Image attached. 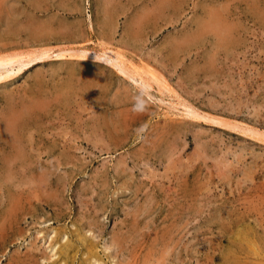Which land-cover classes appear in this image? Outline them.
Returning <instances> with one entry per match:
<instances>
[{"label":"rangeland","instance_id":"rangeland-1","mask_svg":"<svg viewBox=\"0 0 264 264\" xmlns=\"http://www.w3.org/2000/svg\"><path fill=\"white\" fill-rule=\"evenodd\" d=\"M0 185V264H264V0H0Z\"/></svg>","mask_w":264,"mask_h":264},{"label":"bare ground","instance_id":"bare-ground-1","mask_svg":"<svg viewBox=\"0 0 264 264\" xmlns=\"http://www.w3.org/2000/svg\"><path fill=\"white\" fill-rule=\"evenodd\" d=\"M161 3V2H160ZM3 112V111H2ZM12 132V131H11ZM13 133V132H12ZM14 133H16L15 131H14ZM13 133V134H14ZM13 134L11 135L12 136V139H14L13 138ZM10 135V134H9ZM15 137H16V139H18L19 137H17L16 135H14ZM10 137V136H9ZM29 137H31V136H29ZM9 139H11V138H9ZM15 140V139H14ZM20 140H21V138H20ZM16 141V140H15ZM13 143V142H12ZM19 143V142H18ZM18 145V144H17ZM19 145H20V143H19ZM18 147V146H17ZM20 148V147H19ZM23 148V147H22ZM30 149H32V148H30ZM20 150H21V148H20ZM18 176V175H17ZM9 182V181H8ZM219 182H220V180H219ZM1 186V185H0ZM20 188V187H19ZM11 199V198H10ZM45 205V204H44ZM144 225V224H143ZM2 226V225H1ZM79 238V237H78ZM85 239V238H84ZM172 239V238H171ZM175 240V239H174ZM252 240V239H251ZM124 242V241H123ZM193 242V241H192ZM239 244V243H238ZM256 244V243H255ZM248 245V244H247ZM252 246V245H251ZM67 247V246H66ZM156 248V247H155ZM251 248V247H250ZM250 250V249H249ZM256 250H257V247H256ZM254 252V251H253ZM66 253V252H65ZM160 253V252H159ZM236 253V252H235ZM247 254V253H246ZM66 255V254H65ZM261 255V254H260ZM133 256V255H132ZM125 257V256H124ZM242 257V256H241ZM255 258H256V256H255ZM50 259V258H49ZM233 259V258H232ZM252 260V259H251ZM256 261V260H255ZM34 263V262H33ZM129 263V262H128ZM137 263V262H136Z\"/></svg>","mask_w":264,"mask_h":264}]
</instances>
